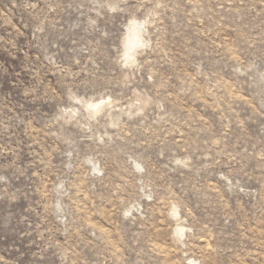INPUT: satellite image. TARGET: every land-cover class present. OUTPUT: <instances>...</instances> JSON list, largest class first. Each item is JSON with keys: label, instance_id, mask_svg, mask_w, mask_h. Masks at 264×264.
I'll use <instances>...</instances> for the list:
<instances>
[{"label": "rangeland", "instance_id": "374dc122", "mask_svg": "<svg viewBox=\"0 0 264 264\" xmlns=\"http://www.w3.org/2000/svg\"><path fill=\"white\" fill-rule=\"evenodd\" d=\"M0 264H264V0H0Z\"/></svg>", "mask_w": 264, "mask_h": 264}]
</instances>
